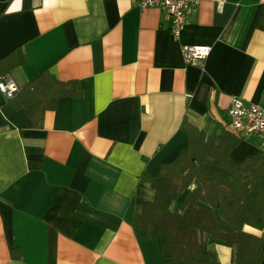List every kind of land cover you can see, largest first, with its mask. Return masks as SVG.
Instances as JSON below:
<instances>
[{"label":"crops","instance_id":"crops-1","mask_svg":"<svg viewBox=\"0 0 264 264\" xmlns=\"http://www.w3.org/2000/svg\"><path fill=\"white\" fill-rule=\"evenodd\" d=\"M193 12L175 37L170 15L138 0H0V59L19 51V88L49 69L82 90L33 126L0 87V264H163L131 217L155 197L143 173L187 146L184 117L236 133L237 161L263 148L227 109L236 96L264 105V0ZM184 43L212 45L204 67L185 63ZM245 229L263 235L264 264V231ZM209 246L236 264L230 246Z\"/></svg>","mask_w":264,"mask_h":264},{"label":"trees","instance_id":"trees-1","mask_svg":"<svg viewBox=\"0 0 264 264\" xmlns=\"http://www.w3.org/2000/svg\"><path fill=\"white\" fill-rule=\"evenodd\" d=\"M18 54L0 59V76L19 63ZM28 58L25 53L22 61ZM81 94L78 80H61L45 69L8 99L25 108L38 126L59 97ZM219 125L209 132L185 116L187 146L162 162L157 173H143L155 197L141 212L133 211L131 223L159 240L163 264H221L209 246L213 242L231 247L233 263L263 259V235L245 225L264 231V148L235 160L230 151L239 136Z\"/></svg>","mask_w":264,"mask_h":264},{"label":"built area","instance_id":"built-area-1","mask_svg":"<svg viewBox=\"0 0 264 264\" xmlns=\"http://www.w3.org/2000/svg\"><path fill=\"white\" fill-rule=\"evenodd\" d=\"M200 2L201 0H138L141 7H156L170 15V30L175 37L181 35L189 13L196 11ZM181 50L187 65L204 67L212 51V45L184 43L181 45ZM0 87L7 97H11L19 89V85L9 73L0 79ZM227 117L237 133L242 136L256 135L264 148L263 104L236 96L227 109Z\"/></svg>","mask_w":264,"mask_h":264},{"label":"bare ground","instance_id":"bare-ground-1","mask_svg":"<svg viewBox=\"0 0 264 264\" xmlns=\"http://www.w3.org/2000/svg\"><path fill=\"white\" fill-rule=\"evenodd\" d=\"M194 13V12H193ZM234 99V98H233ZM229 108V107H228Z\"/></svg>","mask_w":264,"mask_h":264}]
</instances>
